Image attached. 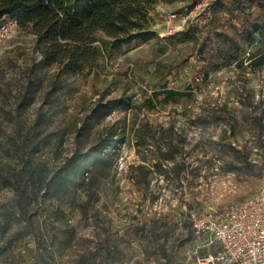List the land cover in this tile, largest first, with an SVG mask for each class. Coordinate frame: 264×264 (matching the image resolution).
<instances>
[{"label":"rangeland","instance_id":"rangeland-1","mask_svg":"<svg viewBox=\"0 0 264 264\" xmlns=\"http://www.w3.org/2000/svg\"><path fill=\"white\" fill-rule=\"evenodd\" d=\"M263 24L264 0H160L154 35L108 47L88 77L44 66L31 32L0 31V264H195L214 252L189 211L264 185V66L249 64L247 40ZM164 89L186 96L153 99Z\"/></svg>","mask_w":264,"mask_h":264},{"label":"trees","instance_id":"trees-1","mask_svg":"<svg viewBox=\"0 0 264 264\" xmlns=\"http://www.w3.org/2000/svg\"><path fill=\"white\" fill-rule=\"evenodd\" d=\"M160 0H0V19L15 18L18 27L35 36L41 63L58 73L88 77L95 75L106 51H116L135 39L149 40L147 31L150 13ZM98 32L112 38L110 44L97 39ZM253 34L256 36L254 37ZM247 40L251 66H264V24L258 26ZM33 68L26 71L30 78ZM164 95L163 101L175 102L186 93L175 89L154 92L153 99ZM127 108V107H126ZM107 143L97 144L93 151L101 155ZM98 158L94 160L97 162ZM74 165V158L69 160ZM18 195L20 180L11 182ZM20 197V196H19ZM20 215L33 228L32 217L21 207Z\"/></svg>","mask_w":264,"mask_h":264},{"label":"built area","instance_id":"built-area-1","mask_svg":"<svg viewBox=\"0 0 264 264\" xmlns=\"http://www.w3.org/2000/svg\"><path fill=\"white\" fill-rule=\"evenodd\" d=\"M176 17L172 14L169 19ZM16 27L15 18L0 19L4 34ZM188 220L197 238H207L216 246L214 252L199 256L195 264H264V185L243 201L214 210L192 209Z\"/></svg>","mask_w":264,"mask_h":264}]
</instances>
